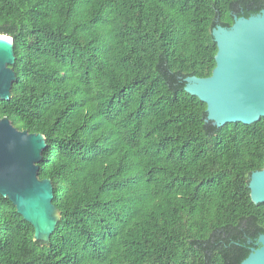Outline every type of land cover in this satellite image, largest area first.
Listing matches in <instances>:
<instances>
[{
	"label": "trees",
	"instance_id": "obj_1",
	"mask_svg": "<svg viewBox=\"0 0 264 264\" xmlns=\"http://www.w3.org/2000/svg\"><path fill=\"white\" fill-rule=\"evenodd\" d=\"M264 0H0L16 80L0 118L45 135L48 241L0 194V264H241L264 234V117L217 126L186 90L213 30Z\"/></svg>",
	"mask_w": 264,
	"mask_h": 264
},
{
	"label": "water",
	"instance_id": "obj_2",
	"mask_svg": "<svg viewBox=\"0 0 264 264\" xmlns=\"http://www.w3.org/2000/svg\"><path fill=\"white\" fill-rule=\"evenodd\" d=\"M218 44L217 65L209 77L191 76L186 90L207 104V120L217 126L264 117V9L235 17L230 27L213 30ZM0 99L11 97L16 80L14 40L0 34ZM47 146L45 135L15 128L0 118V194L35 228V239L48 241L61 218L53 203L54 185L39 178V163ZM251 198L264 203V168L251 175ZM241 264H264V234Z\"/></svg>",
	"mask_w": 264,
	"mask_h": 264
},
{
	"label": "bare ground",
	"instance_id": "obj_3",
	"mask_svg": "<svg viewBox=\"0 0 264 264\" xmlns=\"http://www.w3.org/2000/svg\"><path fill=\"white\" fill-rule=\"evenodd\" d=\"M0 38H3V37H0Z\"/></svg>",
	"mask_w": 264,
	"mask_h": 264
}]
</instances>
